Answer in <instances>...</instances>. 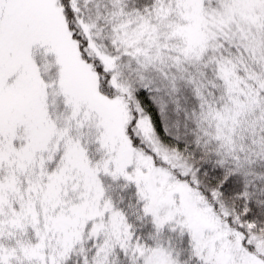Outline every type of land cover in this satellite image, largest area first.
Returning <instances> with one entry per match:
<instances>
[{"label":"snow or ice","instance_id":"snow-or-ice-1","mask_svg":"<svg viewBox=\"0 0 264 264\" xmlns=\"http://www.w3.org/2000/svg\"><path fill=\"white\" fill-rule=\"evenodd\" d=\"M0 264H264V0H0Z\"/></svg>","mask_w":264,"mask_h":264},{"label":"trees","instance_id":"trees-1","mask_svg":"<svg viewBox=\"0 0 264 264\" xmlns=\"http://www.w3.org/2000/svg\"><path fill=\"white\" fill-rule=\"evenodd\" d=\"M150 115H153V116H154V121H155V123L158 124V123H159V116H155L154 112L150 113ZM159 132L162 133V132H163V129L160 128V129H159ZM166 139H167V138H166Z\"/></svg>","mask_w":264,"mask_h":264}]
</instances>
